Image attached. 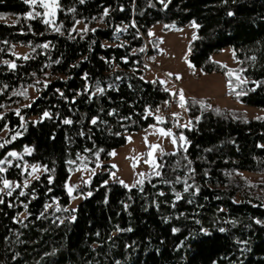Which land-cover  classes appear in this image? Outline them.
Listing matches in <instances>:
<instances>
[{
	"label": "trees",
	"instance_id": "1",
	"mask_svg": "<svg viewBox=\"0 0 264 264\" xmlns=\"http://www.w3.org/2000/svg\"><path fill=\"white\" fill-rule=\"evenodd\" d=\"M57 3L45 23L39 3L0 0V178L18 182L12 195L0 194V264H264V116L187 100L191 126L172 128L160 113L172 94L144 77L143 61L157 52L151 26L195 21L192 65L235 83L211 58L230 48L247 83L227 85L226 94L264 109V0ZM17 44L27 56H16ZM152 124L188 143L161 153L138 185L108 182L112 150ZM11 151L21 154L9 164ZM23 163L43 168L25 186ZM98 163L68 194L69 174ZM74 196L82 199L67 209Z\"/></svg>",
	"mask_w": 264,
	"mask_h": 264
},
{
	"label": "rangeland",
	"instance_id": "2",
	"mask_svg": "<svg viewBox=\"0 0 264 264\" xmlns=\"http://www.w3.org/2000/svg\"><path fill=\"white\" fill-rule=\"evenodd\" d=\"M45 11V9H44ZM51 21L54 19L49 17ZM82 24L78 23L77 28H81ZM196 27L187 24L180 28L164 29L161 24H155L148 30L147 40H154L157 42V52L153 55H144L143 61L146 65L144 77L147 79H158L161 81L163 88L172 94L171 101L161 110V115L165 118H170V125L172 128L190 127L191 122L188 117L187 108L185 104H180V92L183 91L185 101L204 100V105L214 106L219 109L230 111L238 117H258L264 116V109L255 106L247 105L233 99L226 94L227 80L225 74L219 71L205 72L196 68L188 59L189 44L192 39V33ZM150 43V42H149ZM150 48V44L146 45V49ZM27 47L15 45L16 56H27ZM227 68H234L237 66V61L233 58L230 48H224L219 53H215L211 57ZM15 64L14 60H8ZM5 62V61H3ZM32 95V91H29ZM195 103V102H194ZM197 104L200 108L204 105ZM175 114V115H174ZM165 129L158 124L149 125L143 129L132 131L126 134L127 141L124 145L114 148L110 153V158L107 163L112 167L108 182L118 181L127 187L138 185L143 177L147 175L156 165L159 155L163 152H173L178 148L179 144H187L188 140L181 133L175 136L165 135L160 131ZM183 135L184 141L181 142L180 137ZM151 145H156L155 148H150ZM152 151L154 163H145L149 159L148 152ZM13 152V151H11ZM18 153V152H17ZM21 154V153H19ZM19 156V155H18ZM13 156L11 159H14ZM33 164H22V170L30 173L32 172ZM101 163H98L95 168L89 170L76 169L72 171L67 179L65 188L68 194H73L75 189L79 188L83 183L88 182L94 173L101 169ZM43 172V168L38 166L37 173L32 176L28 175L26 180L31 181ZM250 179L261 178L262 174L244 173ZM11 182L10 189L18 186L15 180ZM23 181L21 185L26 184ZM5 186L0 183V189ZM71 189V191H69ZM8 189L0 192L7 193ZM82 199V196H74L67 209H73Z\"/></svg>",
	"mask_w": 264,
	"mask_h": 264
},
{
	"label": "snow or ice",
	"instance_id": "3",
	"mask_svg": "<svg viewBox=\"0 0 264 264\" xmlns=\"http://www.w3.org/2000/svg\"><path fill=\"white\" fill-rule=\"evenodd\" d=\"M24 2H25L26 4H30V5H35V4L39 3V4L45 9L44 13L42 14L43 17H44V22H45V23H51V19H49V17L54 18V17H55L56 9L59 7V5H58V3H57V0H24ZM69 11H71V9H69ZM107 12H108V9H105V11H104V15H106ZM232 14H233V13H232L231 11H229L228 15H232ZM23 15H24V16H32L33 14L29 12V13H24ZM35 15L39 16V15H41V13H35ZM77 23H78V21H77ZM192 26H193V27H199V25L196 24L195 21L192 22ZM73 27H75V25H73ZM57 30H58V29H57ZM194 35H195V34H194ZM44 46L47 47V44H45ZM252 59L255 60V57H252ZM5 63H7L8 66H9L10 68L15 66V65H14L12 62H10V61H5ZM240 72L242 73V72H243V69H240ZM227 75L235 76V78H236V82H235V83H234L231 79L227 81V85H228V88H229V89H233V88H235V87H236V84L243 85V84H246V83H247V79H246V78H243V79H242L240 75H237V71L234 70V69H232V68H229V69H228V71H227ZM257 83H259V82H257ZM97 91H102V90L98 88ZM237 95H238V96H240V95H244V93H243V92H238ZM184 101H185V97H184L183 91L181 90V92H180V104H181V106L184 105ZM194 102H195V103H199V104H201V105H204V104H205L204 100H202V99L199 100V101H195V100H194ZM217 111H219V110L217 109ZM16 112H17V114H19V109H17ZM3 115H4L3 113H0V116H3ZM43 115H44V116H47L48 113L45 112ZM174 115H175V114H174ZM21 119H22V118H21ZM157 119H158V120H159V119H162V117L157 116ZM197 119H199V117H197ZM95 120H96V117H93V122H95ZM66 122H69V123H70V121H66ZM7 127H8V125L5 124V128H7ZM160 131H161L162 133H164L165 135H171V130H170V129H169V130L160 129ZM16 135H20V133L17 132ZM180 140H181V142L184 141V137H183V135H181ZM155 147H157V146H156V145H151V146H150V148H155ZM25 151H26V152H30L31 149L26 147V148H25ZM11 155H12V156H18L19 153L13 151V152H11ZM147 155H148L149 159L146 160L145 163H154L155 161H154L153 153H152L151 150L148 152ZM7 163L11 164L12 161L9 160V161H7ZM31 167H32V172L28 173L29 176H32L33 173H37L38 165L33 164ZM2 171H4V169L0 168V172H2ZM154 174H155L156 176H160V172H158V171H156ZM36 178H38V174H37ZM51 179H52V178L49 177V180H50V181H51ZM0 182H2L3 185L5 186L3 189H0V192H3V191H5V189H8L7 194H8V195H12L11 189H10V187H9L10 184H11V182H10L9 180H7V179H3V178H0ZM24 183H25V184H28L29 181H28V180H25ZM121 183H123V181H121ZM186 187H187V186H186ZM69 191H71V189H69ZM21 194H23L22 191H21ZM176 198H177V199L179 198V194H178V193H177V197H176ZM47 207H48V205L46 204V205H45V208H47ZM257 222L259 223L260 221H257ZM173 231H174V232H175V231H178V229H175V228H174ZM201 231H204V229H201ZM221 231H224V229H221Z\"/></svg>",
	"mask_w": 264,
	"mask_h": 264
}]
</instances>
